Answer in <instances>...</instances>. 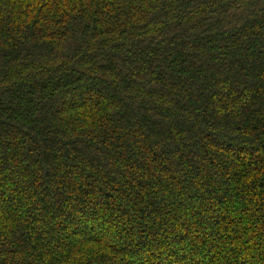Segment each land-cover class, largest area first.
I'll return each instance as SVG.
<instances>
[{"label":"trees","instance_id":"16d2710c","mask_svg":"<svg viewBox=\"0 0 264 264\" xmlns=\"http://www.w3.org/2000/svg\"><path fill=\"white\" fill-rule=\"evenodd\" d=\"M0 264H264V0H0Z\"/></svg>","mask_w":264,"mask_h":264}]
</instances>
